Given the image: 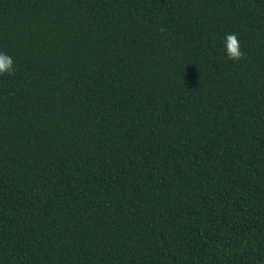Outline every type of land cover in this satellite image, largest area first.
Instances as JSON below:
<instances>
[{
  "label": "trees",
  "instance_id": "1",
  "mask_svg": "<svg viewBox=\"0 0 264 264\" xmlns=\"http://www.w3.org/2000/svg\"><path fill=\"white\" fill-rule=\"evenodd\" d=\"M0 53V264H264V0H0Z\"/></svg>",
  "mask_w": 264,
  "mask_h": 264
},
{
  "label": "clouds",
  "instance_id": "2",
  "mask_svg": "<svg viewBox=\"0 0 264 264\" xmlns=\"http://www.w3.org/2000/svg\"><path fill=\"white\" fill-rule=\"evenodd\" d=\"M226 54L227 58L239 61L244 57V53L240 50V42L236 34H226ZM14 74L13 60L5 53H0V75Z\"/></svg>",
  "mask_w": 264,
  "mask_h": 264
}]
</instances>
